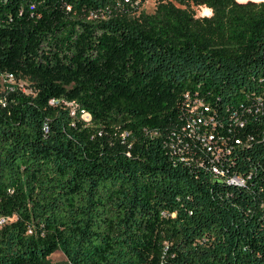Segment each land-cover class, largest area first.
<instances>
[{"label": "trees", "instance_id": "16d2710c", "mask_svg": "<svg viewBox=\"0 0 264 264\" xmlns=\"http://www.w3.org/2000/svg\"><path fill=\"white\" fill-rule=\"evenodd\" d=\"M146 1L0 0V264H264V1Z\"/></svg>", "mask_w": 264, "mask_h": 264}, {"label": "rangeland", "instance_id": "374dc122", "mask_svg": "<svg viewBox=\"0 0 264 264\" xmlns=\"http://www.w3.org/2000/svg\"><path fill=\"white\" fill-rule=\"evenodd\" d=\"M248 1V0H243ZM256 2H262L264 0H254ZM157 6V0H147L146 3L143 5L141 11L146 12L147 14H153L155 12ZM195 12L197 17H204V16H211L212 11L210 10V12H206L204 10L205 7H192ZM208 8V7H206ZM83 118L85 119V121L90 122L91 118L89 117V115H84ZM51 264H67V259L66 257L61 253V252H56L55 254H53L50 258H49Z\"/></svg>", "mask_w": 264, "mask_h": 264}, {"label": "built area", "instance_id": "2783aa9c", "mask_svg": "<svg viewBox=\"0 0 264 264\" xmlns=\"http://www.w3.org/2000/svg\"><path fill=\"white\" fill-rule=\"evenodd\" d=\"M10 82H12V77H10ZM90 117V116H89ZM91 118V117H90ZM233 182V181H232ZM10 221L9 218H0V227L7 224Z\"/></svg>", "mask_w": 264, "mask_h": 264}]
</instances>
